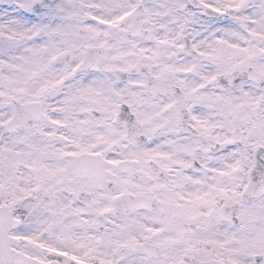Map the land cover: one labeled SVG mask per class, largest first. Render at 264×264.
<instances>
[{
  "label": "snow or ice",
  "instance_id": "1",
  "mask_svg": "<svg viewBox=\"0 0 264 264\" xmlns=\"http://www.w3.org/2000/svg\"><path fill=\"white\" fill-rule=\"evenodd\" d=\"M0 264H264V0H0Z\"/></svg>",
  "mask_w": 264,
  "mask_h": 264
}]
</instances>
